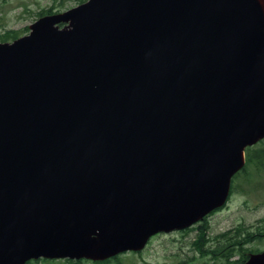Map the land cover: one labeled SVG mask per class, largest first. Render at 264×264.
<instances>
[{"label": "water", "instance_id": "obj_1", "mask_svg": "<svg viewBox=\"0 0 264 264\" xmlns=\"http://www.w3.org/2000/svg\"><path fill=\"white\" fill-rule=\"evenodd\" d=\"M31 28L0 43V264L105 259L225 202L264 137V0H89Z\"/></svg>", "mask_w": 264, "mask_h": 264}, {"label": "rangeland", "instance_id": "obj_2", "mask_svg": "<svg viewBox=\"0 0 264 264\" xmlns=\"http://www.w3.org/2000/svg\"><path fill=\"white\" fill-rule=\"evenodd\" d=\"M80 1L0 0V41L26 34L42 11H64ZM255 146L250 165L235 179L227 205L190 230L159 234L143 251L123 253L104 263L41 260L30 264H229L245 253L264 250V170H257L255 159L264 143ZM241 226L245 228L237 233ZM246 233L248 239L235 244V239H242ZM230 235L233 237L228 238ZM211 249L217 252L213 254Z\"/></svg>", "mask_w": 264, "mask_h": 264}, {"label": "trees", "instance_id": "obj_3", "mask_svg": "<svg viewBox=\"0 0 264 264\" xmlns=\"http://www.w3.org/2000/svg\"><path fill=\"white\" fill-rule=\"evenodd\" d=\"M262 151H263V154L261 153V155H262V157H264V149H261ZM256 158H259V156L258 155H255V159ZM263 160H264V158H263ZM239 229H242V226L241 227H239ZM245 238V237H244ZM245 241V240H244ZM237 243H240V241L239 242H237ZM244 257H245V255H243Z\"/></svg>", "mask_w": 264, "mask_h": 264}]
</instances>
